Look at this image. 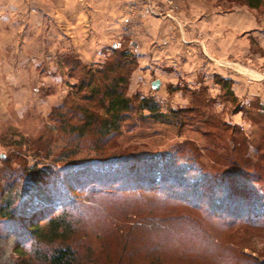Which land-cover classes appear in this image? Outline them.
I'll list each match as a JSON object with an SVG mask.
<instances>
[{
    "label": "rangeland",
    "instance_id": "obj_1",
    "mask_svg": "<svg viewBox=\"0 0 264 264\" xmlns=\"http://www.w3.org/2000/svg\"><path fill=\"white\" fill-rule=\"evenodd\" d=\"M211 1L222 10H252L241 1ZM62 4L54 1L52 17L44 18L29 16L24 0H0V207L3 196L12 202L11 218L0 217V264H50L44 255L52 247L28 239L19 218L40 208L58 212L61 193L72 182L66 164L104 161L115 153L140 158L176 147L200 169L187 178L188 184L197 181L202 194L193 202L198 209L166 200L175 188L165 195H88L92 201H82L78 219L89 236L82 243L90 248L80 244L76 264H156L157 259L160 264H264V2L252 10L259 25L251 35L245 33V45L236 53L242 61L237 64L229 52L228 68L252 85L236 98L216 78L215 86L191 89L183 84L181 97L143 87L152 76L139 70L131 32L117 39L115 48L108 45L96 61L84 62L73 47L76 34L61 15ZM187 7L179 0H144V10L165 20L177 18L181 25ZM113 49L134 60L121 70L132 107L103 146L96 131H75L83 124L79 110L104 114L101 103L88 101L90 91L79 85L88 70L83 66L96 71L113 58ZM181 99L186 103L180 104ZM147 101L156 103L166 119L150 115L142 107ZM206 129L215 136H205ZM36 170L50 181L34 180Z\"/></svg>",
    "mask_w": 264,
    "mask_h": 264
},
{
    "label": "crops",
    "instance_id": "obj_2",
    "mask_svg": "<svg viewBox=\"0 0 264 264\" xmlns=\"http://www.w3.org/2000/svg\"><path fill=\"white\" fill-rule=\"evenodd\" d=\"M24 1L27 2L24 11L29 16L39 14L50 18L54 13L56 0ZM38 1H41L39 7ZM60 1L63 2L61 15L68 18V26L76 34L77 44L73 47L84 62L96 61L108 45L115 48L116 40L131 32L135 34L131 37V46L137 52L139 70L144 74L145 69L146 75L152 76L143 87L152 89L151 82L159 79L160 91H171L172 96L181 97L183 89L179 87L183 84L196 89L202 84L213 85V80L220 77L232 80L235 96L244 97L247 87L252 86L248 78L239 76L228 65L232 61L229 60L231 51L234 53L231 57H237V64L242 61V56L239 59L236 53L243 49L246 34L259 25L255 11L222 10L210 0H179L188 5L182 16L186 24L181 25L177 18L173 22L144 10V0ZM15 11L21 12V9ZM251 71L257 73L255 69ZM179 102L186 103L183 99Z\"/></svg>",
    "mask_w": 264,
    "mask_h": 264
},
{
    "label": "trees",
    "instance_id": "obj_3",
    "mask_svg": "<svg viewBox=\"0 0 264 264\" xmlns=\"http://www.w3.org/2000/svg\"><path fill=\"white\" fill-rule=\"evenodd\" d=\"M236 1H241V4L252 10H260L264 2V0ZM115 52L113 58L110 60L107 58L108 61L96 71L91 70L90 67L86 68L84 65L83 67L88 70L84 74L86 76L85 80L79 85L81 90L87 88L90 91L88 101L96 98L101 103V106L104 107V114L99 117L79 110L80 114L83 115V124L78 128L76 127L75 131L79 134L84 133V131H96L99 137L104 139L98 142L103 143V146L107 145L112 135L120 130L122 118L128 115L129 109L132 107L131 101L124 94L125 88L122 87L124 78L121 70L133 59L129 58L125 51ZM129 59L132 60L128 61ZM132 64L134 63L132 62ZM96 76L101 77V81H105V84H98L97 80L99 81V78H96ZM93 81H96L97 84H93ZM216 81L221 84L223 90L230 93V96L236 98L231 90L232 80L216 77ZM142 107L147 109L150 115L162 121L166 119L159 112L156 103L147 101L145 104L142 103ZM181 109L180 112H184L185 109L183 107ZM204 134L210 139L215 136L211 129H206ZM98 143L97 145H99ZM208 143L213 145L211 140ZM95 147L102 149L101 146ZM233 148L236 149L235 146ZM178 152L179 149L176 147L163 153L146 155L140 158L115 153L104 161L93 159L80 164L73 161L66 164V168L71 169L72 182L70 181L64 191L60 192L61 208L58 212L51 208L50 212L47 211L46 213L45 209L40 208L29 216H20V225L26 232L25 235L28 236V239L36 241V243H44L52 247L50 253L44 255V258L50 264H76L80 258L79 253H77L79 251L78 247L80 244H87L89 237L86 232L82 231L78 219L82 216L79 209L83 204L82 201L89 203L92 201L88 195L119 194L125 191L136 193L147 191L165 195L166 190L170 194L172 188H175V192L172 195L170 194L171 197L169 198L171 199H168L165 195L166 200H171L172 203H181L191 209H198V206H195L193 202L201 200L202 194L199 191L197 181L194 184H188L187 178H189L190 173L196 177L197 173H200V169H195L193 159L188 157L185 159ZM32 178L40 183L50 181V178L39 170L33 171ZM94 186L98 187L95 188ZM9 199L4 196L1 198L0 217L3 219L11 218L12 202ZM82 239L87 242L82 243ZM86 248L89 250L88 244ZM155 263L160 264L159 259Z\"/></svg>",
    "mask_w": 264,
    "mask_h": 264
},
{
    "label": "water",
    "instance_id": "obj_4",
    "mask_svg": "<svg viewBox=\"0 0 264 264\" xmlns=\"http://www.w3.org/2000/svg\"><path fill=\"white\" fill-rule=\"evenodd\" d=\"M161 85V81L159 79H155L151 82V87L153 90H159Z\"/></svg>",
    "mask_w": 264,
    "mask_h": 264
}]
</instances>
